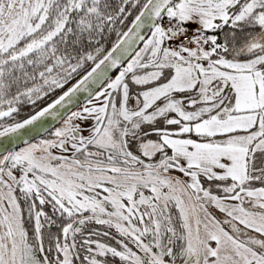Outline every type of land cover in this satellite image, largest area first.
I'll return each instance as SVG.
<instances>
[{
    "label": "snow or ice",
    "instance_id": "obj_1",
    "mask_svg": "<svg viewBox=\"0 0 264 264\" xmlns=\"http://www.w3.org/2000/svg\"><path fill=\"white\" fill-rule=\"evenodd\" d=\"M0 264H264V0H0Z\"/></svg>",
    "mask_w": 264,
    "mask_h": 264
}]
</instances>
